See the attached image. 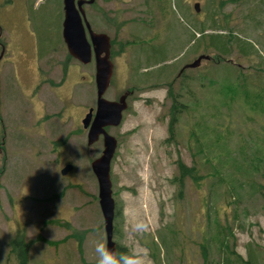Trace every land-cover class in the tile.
<instances>
[{
  "label": "rangeland",
  "instance_id": "rangeland-1",
  "mask_svg": "<svg viewBox=\"0 0 264 264\" xmlns=\"http://www.w3.org/2000/svg\"><path fill=\"white\" fill-rule=\"evenodd\" d=\"M25 1L0 0V44L5 47L0 59V264H18L9 243L20 237L30 245L28 264H96L94 246L105 242V234L90 163L100 156L102 140L87 147L70 117L78 119V108L81 117L95 108L94 65L69 57L62 40V3L60 14L54 0H28L34 3L29 10ZM217 1L236 41L244 40L243 49L249 51L251 45L257 52L246 57L234 43L226 63L202 60L179 75L199 56L212 55L204 53L203 44L192 50L200 36L192 24L207 26L219 18L209 12ZM251 1L97 0L95 7L85 8L92 30L115 39L114 72L104 98L116 101L134 91L121 125L107 129L118 141L109 172L118 210L113 240L128 251L146 248V264H217L224 253L221 238L242 258L250 249L257 264H264V196L257 187L254 193L247 185L240 190L250 202L235 207L220 199L207 212L202 198L209 195L208 178L197 187L187 180L180 199V189L170 183L179 159L189 166L193 154L199 159L195 144L207 148L208 140L194 141L191 132L194 126L197 136L205 133V123L218 125L235 154L246 152L248 181L264 190V149L254 146L264 138V0ZM256 4L261 14L252 21L247 16ZM228 30L206 28L204 34L231 37ZM157 46L164 51L160 66L143 53ZM40 51L45 52L38 56ZM163 66L168 68L154 78ZM148 69L147 79L143 72ZM200 72H205L203 86ZM183 75L196 98H203L201 113H181L173 140L165 142L171 105L167 88L178 90L174 83L179 85L176 79ZM65 138L64 147L56 145ZM66 163L74 168L62 177ZM138 221L145 231H132ZM33 228L37 235L28 232ZM162 238L170 249L163 247ZM205 245L206 258L201 254Z\"/></svg>",
  "mask_w": 264,
  "mask_h": 264
},
{
  "label": "trees",
  "instance_id": "trees-1",
  "mask_svg": "<svg viewBox=\"0 0 264 264\" xmlns=\"http://www.w3.org/2000/svg\"><path fill=\"white\" fill-rule=\"evenodd\" d=\"M8 0H6L7 2ZM37 1V0H35ZM54 2L57 3L59 12L61 14L60 8L58 3L61 5V0H54ZM252 3H255V0L251 1ZM25 3L27 4V10H29L31 7H33L34 3H30V1L26 0ZM218 1L214 3L209 9V12L212 14H215L219 16V18L212 20L211 22L208 20L209 23L206 26L205 24L200 26H197L196 24H192V27L195 29H198L200 32L199 39H193L194 36L191 35L192 41L194 40L195 42L192 45V50L198 49V47L203 44L205 47L204 50L206 53L207 51H213L212 55H209L208 53L205 54V56L209 57V61L213 62L214 64H219V63H226V57L230 53L231 45L236 43H239L240 49L239 52L244 55V56H253L257 50L256 48L254 49V46L250 45V50L243 49L242 43L244 40L238 39L236 41L235 37L232 35V31L228 30V24L227 21L228 19L226 17L221 16V11L220 8H218L217 5ZM96 3L91 6L95 7ZM257 11L258 15H254V12ZM259 14H261V10L258 4H256L254 7L252 5V9L247 16L248 19L254 20L256 19ZM211 17V16H209ZM206 28H212L213 30H228L231 34V37H227L226 35H220V34H204ZM115 43V39H111V44L112 46ZM133 44H138L137 40H133ZM130 45V44H127ZM148 45H151L150 43ZM146 45V46H148ZM238 46V45H237ZM152 50L145 52L143 50V53L146 55L145 58L147 57V60H153V64L156 65L158 64L160 66V61H164V51L161 46L151 47ZM252 48V49H251ZM208 49V50H207ZM254 52V53H253ZM216 53V55H215ZM162 55V56H161ZM113 58V50L111 51V59ZM153 64L150 66L152 67ZM168 67L163 66L160 69L156 70V77H160V72L166 70ZM136 72H139V68L136 69ZM199 74V73H198ZM147 76L146 78L148 79V76L150 75L149 73L144 74ZM200 77L198 79L200 80V85L203 86V81L205 79V72H200ZM140 78V76H138ZM240 78V75H239ZM180 79V80H179ZM185 75L178 77L176 79V82L179 85L175 84V87L178 88V90L173 89L171 85L167 88V96L171 100V105L168 109L167 112V117H168V139L165 142H171L174 138L175 134V129L176 125L178 124V118L181 113H195V112H200L201 113V101L202 99L196 98L197 94L195 91L190 89V84L186 85L185 82ZM146 82V80H145ZM184 91V94L181 92ZM188 99L190 100V103L187 105H184L181 103V99ZM216 110V109H214ZM201 115V114H200ZM203 116H199V118H202ZM215 119L213 118V121ZM198 121L195 123V125H198ZM222 123H219V126ZM224 126V124H222ZM218 125H214L211 127L209 124L202 123V128H204V132H199V135L197 136V133L195 132L196 130L193 129L194 126L191 128L192 136L195 138L194 141H199V139L202 140H208L207 148L200 146V144H195L197 147L194 152H197L198 160L197 157L195 156L196 154H193V164L187 166L184 164L180 159L176 162V173L174 176L170 179V183L174 184L176 188L179 191V196L178 199L182 198V189H184L185 182L188 180L192 182V184L195 185V187L198 186L199 182L202 179H209L210 181V191L207 193L209 195H206L205 198H202V205L205 208V211H209L211 208L213 209L214 205H216L218 200L224 199L228 200L227 203H231L232 206L239 207L242 205L245 201H251L252 198L249 197L248 195L242 194V187L244 185H247L251 191L254 193L256 192V187H257V192L261 195L264 196V190L262 186H257L255 182L248 181L249 178H252L251 174L249 173L248 165H249V157L246 155V152L242 150V153H237L235 154L233 150L227 146L226 144V136L225 134L222 135L217 131ZM214 128V129H213ZM82 132V131H81ZM208 135H207V134ZM214 135V138L211 137L210 135ZM210 136V140H209ZM199 138V139H198ZM66 139H63L61 141L56 142V145H63L64 142H66ZM204 142V141H203ZM256 148L261 149V147L264 149V138L258 142L257 144L254 145ZM219 151V153L217 152ZM263 164H264V152H263ZM229 164V166H228ZM247 164V165H246ZM202 171H205L202 173ZM262 177H264V169L260 174ZM243 180V181H242ZM247 180V182H246ZM213 181V182H212ZM225 186V189H220L217 188L218 186ZM241 190V191H240ZM220 191V194L217 193ZM208 203V204H207ZM208 206V207H207ZM118 214V210L115 211ZM116 216V214H115ZM168 232V231H167ZM115 233V232H114ZM168 233H173L168 232ZM172 235V234H171ZM161 237H165L162 236ZM169 238L170 235H169ZM215 240H218L217 237ZM163 242V247H165L166 250L170 249L168 246V241L165 238H162ZM220 248L223 249V257H221L220 261L217 264H257V259L254 255V252L252 253L250 249L247 250V256L246 258H242V256L238 255L235 253L233 249H230V245L225 243V241L221 238L220 241ZM10 246V252L14 253L17 257L18 264H28V248L29 244H25L23 241V238H17L14 240H11L9 243ZM174 246V245H173ZM116 247L120 248L121 250L128 251L126 247L120 246L119 244L116 243ZM154 248H157V245L154 244ZM207 250L208 246H202L201 248V254L203 255L204 258H206L207 255ZM157 252V251H156ZM158 256V255H156ZM207 261V260H205ZM208 262V261H207Z\"/></svg>",
  "mask_w": 264,
  "mask_h": 264
},
{
  "label": "water",
  "instance_id": "water-1",
  "mask_svg": "<svg viewBox=\"0 0 264 264\" xmlns=\"http://www.w3.org/2000/svg\"><path fill=\"white\" fill-rule=\"evenodd\" d=\"M95 0H62L63 21L62 38L69 56L83 65L94 62L96 106L85 116L83 128L88 129L87 146L95 144L100 137L103 139V150L97 159L91 162L90 168L98 186V205L104 223L105 240L109 248L116 247L113 241V221L115 203L112 198V184L110 181V164L114 157L117 141L106 132L107 127H117L122 120V113L127 109L126 98L123 94L118 101H109L104 94L110 86L113 75V63L110 60L111 40L103 33H96L87 21L84 6L92 5ZM196 12L198 4L194 5ZM2 53L0 55V59ZM207 56L198 57L186 68H197L201 60ZM73 169L72 165H65L60 174L66 176Z\"/></svg>",
  "mask_w": 264,
  "mask_h": 264
},
{
  "label": "clouds",
  "instance_id": "clouds-1",
  "mask_svg": "<svg viewBox=\"0 0 264 264\" xmlns=\"http://www.w3.org/2000/svg\"><path fill=\"white\" fill-rule=\"evenodd\" d=\"M146 230L143 222H135L132 231L142 232ZM28 232L37 235L35 228ZM96 264H146L148 250L146 248H134L130 251L121 250L118 247L109 248L107 242H96L94 246Z\"/></svg>",
  "mask_w": 264,
  "mask_h": 264
},
{
  "label": "flooded vegetation",
  "instance_id": "flooded-vegetation-1",
  "mask_svg": "<svg viewBox=\"0 0 264 264\" xmlns=\"http://www.w3.org/2000/svg\"><path fill=\"white\" fill-rule=\"evenodd\" d=\"M1 45V49H3V52H4V45H2V44H0ZM45 51H43V52H38V56H40V54H42V53H44ZM150 69V68H149ZM149 69L148 70H146V71H144L143 73H146V72H148L149 71ZM36 72V71H35ZM64 72L66 73L67 72V69H64ZM40 78V77H39ZM93 80H94V78H93ZM36 83V82H35ZM91 109H93V108H89L88 110H87V112L85 113V114H83V117H81V110H79V108H78V110H77V114H78V119H76V116H70V117H72L73 119H71V121L73 122L72 124H76L77 125V129L80 131V133H82L83 132V134H84V136H85V140H86V144H87V132H88V129H84L83 128V123H82V121L84 120V118H85V116L89 113V111L91 110ZM72 111V110H71ZM70 111V112H71ZM58 113V112H57ZM56 113V114H57ZM79 123H80V125H79ZM107 129H109V128H106V130ZM77 131V130H76ZM82 131V132H81ZM101 138H99V140H100ZM4 140V139H3ZM2 143H3V141H1ZM64 145H65V142H64V144L62 145V147H64ZM65 165H67V163L65 164ZM64 165V166H65ZM72 165V164H71ZM73 166V165H72Z\"/></svg>",
  "mask_w": 264,
  "mask_h": 264
}]
</instances>
